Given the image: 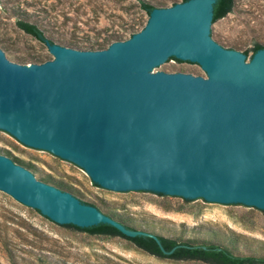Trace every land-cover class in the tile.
Wrapping results in <instances>:
<instances>
[{"label": "water", "instance_id": "obj_1", "mask_svg": "<svg viewBox=\"0 0 264 264\" xmlns=\"http://www.w3.org/2000/svg\"><path fill=\"white\" fill-rule=\"evenodd\" d=\"M216 2L157 8L105 50L47 42L55 59L43 64L15 61L0 44V132L110 190L264 212V49L249 59L222 48ZM41 180L0 155V191L52 224L148 236Z\"/></svg>", "mask_w": 264, "mask_h": 264}, {"label": "rangeland", "instance_id": "obj_2", "mask_svg": "<svg viewBox=\"0 0 264 264\" xmlns=\"http://www.w3.org/2000/svg\"><path fill=\"white\" fill-rule=\"evenodd\" d=\"M163 8L182 0H147ZM37 23L55 45L100 51L96 44L129 40L149 16L138 0H1L0 44L15 61L43 64L55 59L47 43L20 30L17 21ZM222 48L248 53L264 44V0H237L233 13L217 24ZM121 38V41H117ZM94 45V46H93ZM93 49V50H92ZM103 49V50H105ZM7 152L33 173L63 183L103 210L113 209L137 226L180 240L208 238L210 231L239 236L238 251L262 252L264 212L139 191H114L96 184L77 164L27 146L0 132ZM9 158V157H8ZM11 159V158H9ZM73 194V193H72ZM0 264H204L149 255L122 238L95 237L52 224L41 213L0 191Z\"/></svg>", "mask_w": 264, "mask_h": 264}, {"label": "trees", "instance_id": "obj_3", "mask_svg": "<svg viewBox=\"0 0 264 264\" xmlns=\"http://www.w3.org/2000/svg\"><path fill=\"white\" fill-rule=\"evenodd\" d=\"M189 0H182L186 2ZM237 0H217L214 5V17L213 24L217 21L226 18L229 14L233 13L236 7ZM140 8L144 11L149 17L153 10L157 8H163L164 5L157 6L147 0H138ZM178 4L177 2L174 5ZM17 26L20 30L24 31L26 34L32 36L33 38L47 43L54 42L45 36V32L41 30L37 23L31 22L30 20L23 18L17 21ZM134 35V34H133ZM132 35V36H133ZM121 38H118L117 41H121ZM111 40H107L108 44H96L100 50L105 49L111 43ZM94 46V45H93ZM264 49V44H256L253 48V56L259 51ZM93 50V49H92ZM245 55L248 57V53L245 52ZM252 56V57H253ZM170 60H175L180 63H184L176 58H171ZM190 63V62H187ZM192 64V63H191ZM2 150H0L1 152ZM1 154V153H0ZM7 156L11 160L20 165L27 170L34 172L32 166L25 164L20 158H16L7 152ZM34 174V173H33ZM41 182L54 186L62 192H70L74 194L73 190H68L67 186L63 183L54 181L51 177H48ZM76 197V195L74 194ZM78 198V197H76ZM80 201L83 204L96 207L103 214L109 216L113 220L122 224L125 228L132 231H139L148 234V236H138L136 238H128L124 236L119 230L114 228L111 225L100 224L91 228H79L73 225H62L64 228L73 229L74 231L86 233L90 236L95 237H108V238H122L138 249L144 251L145 253L158 257L160 259H171L174 261H192V262H201L204 264H264V247L261 250L262 252H250L247 254L241 253L238 250V243L241 241L239 236L233 238L228 237L227 234L221 232L210 231L208 238H199V239H188L180 240L173 237H168L163 234L148 230L137 226L130 218L125 217L113 209L103 210L97 205L86 202L80 198ZM37 211V210H36ZM40 213L39 211H37ZM48 219V218H47ZM49 220V219H48ZM151 235V236H149ZM155 236L161 242L162 247L165 251H173L171 255H166L157 241L152 237Z\"/></svg>", "mask_w": 264, "mask_h": 264}]
</instances>
